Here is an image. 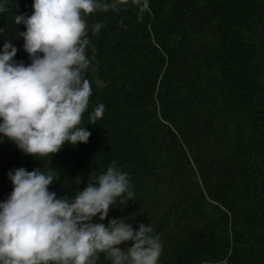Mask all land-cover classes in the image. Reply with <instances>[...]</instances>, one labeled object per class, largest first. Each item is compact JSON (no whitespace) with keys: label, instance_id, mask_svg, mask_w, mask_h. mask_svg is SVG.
Segmentation results:
<instances>
[{"label":"trees","instance_id":"trees-1","mask_svg":"<svg viewBox=\"0 0 264 264\" xmlns=\"http://www.w3.org/2000/svg\"><path fill=\"white\" fill-rule=\"evenodd\" d=\"M5 7L0 46L11 40L13 59L27 65L16 39L24 25L13 17L30 16L32 0ZM148 7L85 17L91 95L81 126L91 135L51 158L0 141V202L11 170L47 171L50 158L60 178L49 190L71 198L115 162L130 178L132 201L94 223L151 225L162 244L158 264H264V0H148ZM97 104L103 115L88 125ZM97 264L110 262L101 253Z\"/></svg>","mask_w":264,"mask_h":264},{"label":"clouds","instance_id":"clouds-1","mask_svg":"<svg viewBox=\"0 0 264 264\" xmlns=\"http://www.w3.org/2000/svg\"><path fill=\"white\" fill-rule=\"evenodd\" d=\"M13 0H0V13ZM129 4L143 13L148 0H32L33 12L15 15L25 65L13 59L17 48L0 46V141H11L26 156L52 157L65 144L86 143L91 135L81 126L91 87L85 78L90 59L85 17L96 10L119 11ZM101 24L92 26L98 33ZM4 28H0L3 35ZM15 39V40H16ZM104 112L97 104L89 115L95 124ZM20 167L6 173L11 191L0 202V264H97L105 254L110 264H158L162 252L151 225L133 230L125 218L104 221L110 206L132 201L130 178L111 162L104 172L90 175L74 197H57L49 186L60 173ZM37 160V159H36ZM128 220H133L129 215ZM131 241L130 247H118Z\"/></svg>","mask_w":264,"mask_h":264}]
</instances>
